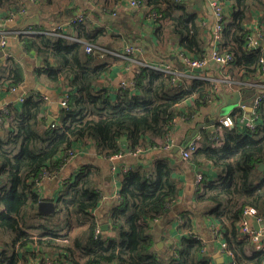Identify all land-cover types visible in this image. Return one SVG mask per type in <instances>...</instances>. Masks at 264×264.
I'll use <instances>...</instances> for the list:
<instances>
[{
    "label": "trees",
    "instance_id": "16d2710c",
    "mask_svg": "<svg viewBox=\"0 0 264 264\" xmlns=\"http://www.w3.org/2000/svg\"><path fill=\"white\" fill-rule=\"evenodd\" d=\"M90 1L103 14H111L118 0ZM139 1L147 19L153 13L160 15L153 20L159 24L158 40L166 21L168 35L176 38L180 52L201 57L216 43L233 56L225 69L232 80L245 83L262 79L264 70L259 61L264 35L260 49L249 51L245 44L246 36L253 34L248 25L256 16L259 31L264 33V0H218L227 17L217 39L213 30L204 35L196 11L188 8L185 0ZM21 9L26 12L21 0H0L2 12L18 14ZM97 10L92 14L98 16ZM78 14L82 20L73 22ZM62 23L75 30L77 40L49 34L19 35L22 50L43 62L39 73L65 89L67 104L61 107L54 127H42L44 105L40 97L28 96L19 108L0 111V264L43 263L47 259L57 264H211L205 239L192 232L189 209L179 213V229L186 232L179 243L170 245L162 256L154 247L150 221L164 217L178 196L177 169L182 166L198 168L202 174L193 205L209 218L210 226L219 228L234 254V264H264V247L257 248L238 229L246 205L255 207L264 220V168H258L264 165V103L257 109L258 123L251 131L238 128L242 112L236 109L230 113L233 126L217 128L216 123L215 130L198 129V146L188 160L180 162L176 157L171 162L161 155L151 168H127L120 161L124 169L117 173L120 186L103 218L93 214L102 201V188L98 187L101 169L94 157L83 162L73 177L63 179L59 197L51 199L53 213L38 212V203L45 198L35 191V180L44 173L58 176L68 161L65 153L74 150L76 142L89 141L94 154L104 159L123 147L163 146L178 123L195 122L196 113L214 104L209 98L217 93L208 81H184L172 73L136 66L131 78L134 88L119 89L112 97L97 85L113 65L96 60V53L109 49L98 39L102 30L92 31L83 13ZM127 35L116 37L127 41ZM87 44L96 51L86 54ZM179 65L182 71L180 61ZM23 80L22 64L5 58L0 67V92L18 88ZM208 165L217 174L212 180H207L203 171ZM102 219L108 227L98 234Z\"/></svg>",
    "mask_w": 264,
    "mask_h": 264
},
{
    "label": "crops",
    "instance_id": "0c3cea01",
    "mask_svg": "<svg viewBox=\"0 0 264 264\" xmlns=\"http://www.w3.org/2000/svg\"><path fill=\"white\" fill-rule=\"evenodd\" d=\"M21 1L25 3V14L15 15L13 19L6 20V12L0 11V28L5 27L13 33L18 30H29L26 34H49L60 36L72 41L76 36L75 30H72L67 24L65 25L64 30L59 32L55 30V27L58 23L66 21L74 14L83 13L87 21L90 22L92 31L98 28L102 30L98 39L103 45L109 46V49H101V53H96V60L109 61L113 63V65L110 70L100 78L97 85L106 88L112 97H114L115 92L119 90L118 85L121 80H131L133 69L136 68V64H127L125 61H120L118 59L112 60L106 54L113 55L112 53L122 52L124 45L126 44H133L141 49L139 53L132 55L136 60L144 61L149 64L165 63L169 64L176 71H183H181L179 65L180 47L178 46L177 41H175L176 38L168 35L169 30H167V22L163 21L165 24L162 23L163 29L161 31V38L158 40L156 31H158L157 26L159 24L156 25L151 22L150 19H147L142 7L137 9L131 7L129 5V0H118L114 9L109 12L111 14H103L90 0ZM185 2V5L188 8L196 11L199 22L204 28V35H209V33L212 32L215 23L212 8L207 0H185ZM67 9H72L73 11H65ZM96 9H98V16L92 14ZM125 33L128 34L127 41L116 37L118 35L122 36V34ZM149 39L150 42L148 43L146 40ZM261 45H264V40L261 42ZM9 53L13 59H16L22 64L24 68V80L15 90L7 91L4 89L3 92H0V111L8 107L19 108L21 105L20 103H22L24 98L28 96H36L43 99L44 109L41 116L44 119V126L42 127L44 128L45 125H49L48 122L50 120H53V123L58 121L61 112L60 102L64 96L65 89H63L60 84L58 85L57 83L49 81L46 79L45 75L39 73L38 70L43 66V62L36 55L26 54L22 50L18 35L13 34L7 39L5 46L0 47V67L3 65L6 55ZM122 59L127 60L126 58ZM203 73L209 76H220L219 71L214 65L208 66L203 70ZM181 80L187 81V78ZM260 81L264 82V73L262 74V79ZM248 90L253 91L251 88ZM234 91L235 90H230L229 88L226 89L225 87L223 92L225 94H230ZM249 96L251 95H244L242 93L240 99H246ZM219 103V101H216L214 104L207 105L199 110L194 117L195 122L181 121L178 123L172 133L171 147L165 148L167 141L163 146L161 144L152 146L148 145L147 148L143 149V152L139 153L137 156H126L122 159V162L127 168L136 167L138 165L151 168L153 161L161 155L167 157L171 162L176 161V157L179 158L177 161H180V152L174 153L173 148L175 146H180L190 135V131L196 129L198 123H202L205 128L211 129L215 127L216 122L218 121L217 119L223 117V115L225 116V114L218 113ZM236 104L239 103L237 102L234 105ZM191 105L192 103L189 101V106ZM211 130H215V128ZM75 151L77 154L67 161V163L61 168L59 175L43 179L39 187L35 188V191L39 193L41 198L53 199L55 201L62 191L63 179L66 177H73L83 162L90 157H94L93 161L100 166L101 169V178L100 176L98 178V180H100V185L98 187L102 188V201L99 206L93 210V214L103 218L109 213L115 199V194L120 186V183L118 182V174L114 175L112 171V165L114 163L110 159H104L94 154V148L89 141L76 142ZM197 171L198 168H190L188 166H182V168L177 169V175L180 180L178 196L175 201L169 205V208L167 209L168 212L164 217L150 221L152 238L154 237V247L162 256L170 245L179 243L182 235L186 233L179 229L180 223L182 222L179 219V213L183 212L185 209H189L190 214L187 217L191 220L193 226L192 232L205 239L208 246V252L206 255L210 256L211 264H225L226 262H229L230 259L219 249L216 245L215 239L211 236L212 226L210 225L212 222L207 216L201 214V211L198 210L197 207H194V202H192L196 191L195 173ZM203 171L206 173L207 180H212L217 177L214 168L210 165L203 169ZM173 207H176L177 211H174ZM102 224L108 225L103 219L100 220V225ZM31 264L41 263L35 261Z\"/></svg>",
    "mask_w": 264,
    "mask_h": 264
},
{
    "label": "built area",
    "instance_id": "2783aa9c",
    "mask_svg": "<svg viewBox=\"0 0 264 264\" xmlns=\"http://www.w3.org/2000/svg\"><path fill=\"white\" fill-rule=\"evenodd\" d=\"M209 5L212 8V14L214 18V27H213V33L215 39H217L220 35L223 23L226 21V12L223 8L222 4L218 0H207ZM129 5L133 8H141L143 7V3L139 0H129ZM24 15L25 10L21 9V11L18 14H14L13 12H9L5 14L6 20H11L15 15ZM160 15L153 13L152 17L150 18L151 22L153 20H156ZM82 15L78 14L72 21H80L82 20ZM258 18L256 17L254 21H252L248 28L253 32V34H248L246 36V48L247 50H255L260 49V42L262 35L264 33H261L259 31V24H258ZM66 23H58L55 27V30L62 31L64 30ZM29 32V30L21 31L18 30L17 32L13 33L10 30L6 29L5 27L0 28V47H4L6 44V41L9 37H11L13 34L15 35H21L26 34ZM13 33V34H12ZM64 35V33H63ZM73 40H77L76 38H73ZM95 47H92L91 45L87 44L84 47V52L86 54H90L95 52ZM261 50L263 51L259 64H261V69L264 70V47H261ZM102 51V50H101ZM141 49L137 47L136 45L129 44L125 45L123 48V51L119 53H112L113 55L117 56L118 58H126L130 63L136 64L138 67H148L154 70H158L164 73H172L175 74L178 79H195V80H203L208 81L212 85V92H217L214 97H210V102H216L221 101L220 96H222V93H224V89H230L239 91L240 94L243 93V90L245 89H253V93L251 96V103L248 104H236L234 105L233 109H236L238 111L242 112V116L237 121V126L239 129L244 131H251L256 127L258 115H257V109L260 107L261 104L264 103V82L258 80V81H247L245 83L232 80L229 75L225 73V69L231 65V62L233 61V56L230 53H226L223 50H221L219 47H217L216 43H213L210 47L207 54L201 57H196L191 54H186L183 52H179V59L184 66V69L182 72L176 71L173 69L169 64L161 63V64H149L144 61L136 60L132 57L133 54L139 53ZM110 52V51H109ZM11 57V54H7L6 58ZM214 65L216 69L219 71L220 76H209L203 73V70L206 69L208 66ZM185 71V72H184ZM128 87L129 89L134 88V83L130 81L121 80L118 85V89H122ZM235 88V89H231ZM16 88H13L12 90H15ZM220 98V99H219ZM219 99V100H218ZM61 107L66 106V96L62 97L61 99ZM250 107V111L246 110V108ZM3 112H6L7 109H2ZM218 121L217 126L218 128L221 127H230L235 124L234 120L231 117V114L225 115L223 117H220L217 119ZM51 127H54L55 124L51 123ZM215 127L211 128L214 129ZM200 137L199 134L196 133L194 136H192L189 141L185 144V148L180 149V158L182 160H188L190 157V154L192 151H194L198 146V141ZM172 146V136L167 138V143L165 145V148H169ZM143 152V148H137L135 150L127 149V148H121L116 154H114L110 160L114 163L112 165V171L113 174L116 175L118 172L124 170L121 166L120 161L124 159V157H134L137 156L139 153ZM77 154V152L74 150H70L65 153V157L67 160L74 157ZM117 163V164H115ZM49 178V176L44 173L40 179L35 180L34 188L39 187L40 183L43 179ZM203 176L200 172L195 173V185L196 188L200 184ZM117 195V193L115 194ZM262 216L259 214L258 210L255 207L246 205L243 207L242 212L240 214L239 220H238V229L239 232L242 235L248 236L251 241L256 245L257 248L264 247V222H263ZM257 224L258 228H256L254 225ZM200 236V235H199ZM212 238L215 239L216 245L219 247V249L226 254L229 257L230 264H234V254L228 249V246L226 242L221 238L222 234L219 231V228L212 226ZM199 238H202L200 236ZM41 264H57L54 262H51L50 260H45Z\"/></svg>",
    "mask_w": 264,
    "mask_h": 264
},
{
    "label": "water",
    "instance_id": "95a60500",
    "mask_svg": "<svg viewBox=\"0 0 264 264\" xmlns=\"http://www.w3.org/2000/svg\"><path fill=\"white\" fill-rule=\"evenodd\" d=\"M252 93H253L252 90H248V89L243 90V94L244 95H251ZM221 97H222L221 101L218 104V113H221L222 107H226L228 105L230 107H233L234 104L237 103V102L240 103V104L245 103V104H248V105L251 103V98L250 97H248L246 99H240L241 98V94H240L239 91H234V92H232L230 94L222 93ZM220 107H221V109H220ZM246 110L250 111V107L247 106ZM51 123H53V120H50L48 122V124H51ZM203 127H204V125L202 123H198L196 129H193V130L190 131V135L186 138V140L180 146H175L173 148V152L174 153H179L180 149L185 146V144L189 141V139L198 132V129L203 128ZM258 168L259 169H263L264 165L260 164ZM37 209H38V212L41 213V214H50V213H53L54 210H55V203L51 199L40 200L39 203H38ZM254 226L256 228H258L257 224H255ZM107 227H108L107 224L100 225L99 226L100 231L98 232V234H100L102 230H106Z\"/></svg>",
    "mask_w": 264,
    "mask_h": 264
},
{
    "label": "rangeland",
    "instance_id": "374dc122",
    "mask_svg": "<svg viewBox=\"0 0 264 264\" xmlns=\"http://www.w3.org/2000/svg\"><path fill=\"white\" fill-rule=\"evenodd\" d=\"M125 46V45H124ZM233 110V107H230L229 105L228 106H226V107H222V111H221V114H227L228 115V113L230 114L231 113V111ZM224 116V115H223ZM181 159V158H180ZM182 160V159H181ZM116 196V195H115Z\"/></svg>",
    "mask_w": 264,
    "mask_h": 264
}]
</instances>
